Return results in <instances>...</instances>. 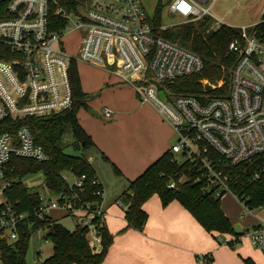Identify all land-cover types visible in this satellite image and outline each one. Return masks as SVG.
Here are the masks:
<instances>
[{"label": "built area", "instance_id": "1", "mask_svg": "<svg viewBox=\"0 0 264 264\" xmlns=\"http://www.w3.org/2000/svg\"><path fill=\"white\" fill-rule=\"evenodd\" d=\"M214 1L171 0L167 15H178L184 23L208 17L220 25L210 10ZM6 11L7 17L0 19V124L8 118L43 117L68 110L73 102L71 63L101 67L133 85L141 102L153 105L170 123L178 136L169 148L172 160L196 165L193 181L203 192L217 199L230 194L247 214L256 210L248 209L245 200L232 191L241 177L251 182L264 170V159L258 169L255 161L264 154V41L247 32L250 26L238 28V36L227 44L226 53L233 57V64L226 90L220 81L201 85L208 86L210 92L203 89L197 95L175 94L158 89L150 81L163 83L196 74L202 69V59L163 38L173 25L163 24L162 14L156 24L155 10L147 13L141 0H10ZM218 89L223 91L215 92ZM102 113L106 119L113 114L108 108ZM13 156L37 162L50 158L35 143L27 125H20L15 134L0 133L2 192L9 185ZM237 168H241L240 173ZM61 176L66 180L64 172ZM85 179L86 175L80 174L67 182L71 194L49 189L48 193L38 192L39 203L31 212L18 211L4 198L0 202V238L12 244L35 222L60 211L77 217L87 226V237L92 232V239L99 242L103 190L93 191L97 200L86 198ZM91 182L100 184L96 176ZM167 186L175 188V180ZM243 217L241 213L238 216ZM244 231L250 244L264 255V218ZM232 239L230 235H216L220 244Z\"/></svg>", "mask_w": 264, "mask_h": 264}, {"label": "trees", "instance_id": "2", "mask_svg": "<svg viewBox=\"0 0 264 264\" xmlns=\"http://www.w3.org/2000/svg\"><path fill=\"white\" fill-rule=\"evenodd\" d=\"M9 1L0 0V19L7 17L6 7ZM161 11L162 6L157 5L156 24L161 22ZM209 24L210 18L206 17L195 22L175 25L162 34L163 38L199 55L202 59L200 72L176 78L173 81L150 82L158 89L169 90L175 94L197 95L202 93L203 89L210 92L209 87L201 89L198 82L200 79H206L210 83L222 81L224 82L222 88L226 90L228 72L233 64V57L226 53V47L232 38L238 36L239 29L220 25L213 31H206ZM247 32L256 39L264 41V10L259 21L250 26ZM69 80L73 102L68 110L43 117L29 116L15 120L8 118L0 124V133L9 131L13 134L20 125H27L33 133L35 143L42 146L50 156L45 162L16 156L11 158L9 185L3 190V196L18 211L31 212L39 203L38 192L30 191L22 182V178L30 173L41 172L45 187L54 192L65 191L71 194L67 181L61 176L62 172L67 170L75 175H86L84 181L86 198L97 200L92 193L95 189L102 188L100 184L95 185L91 182L96 174L85 155L69 154L64 151L62 137L66 132L73 137L75 147L92 145L90 135L85 132L77 119L79 110L88 108L90 98L82 90L75 62L70 65ZM223 89L215 90V92H222ZM172 157L170 150H166L137 177L130 180L126 190L116 199L123 203L126 227L143 229L148 217L143 205L156 195L162 206L174 200L178 201L203 230L212 234L214 238L220 234L232 236L233 239L225 243L232 247L241 234L232 230L230 221L220 208L219 199L208 192H203L200 184L193 181L197 174L194 163H177L172 160ZM263 159L264 154L263 157L255 159L257 169L262 166ZM114 169L117 173L119 172L116 167ZM240 170L241 168H237L235 171L240 173ZM181 176H183L182 179ZM171 179L176 182L175 188L167 186ZM232 191L236 197L245 200L248 209L262 207L264 205V170H260L258 178L251 182L247 181L245 176L241 177L232 186ZM43 227L48 229L45 237L52 242L53 252L41 264H101L113 240V235L104 221L97 232L100 246L96 249L87 237V226L77 223L73 230H69L52 217H46L42 221L35 222L31 230L21 233L20 238L12 244L0 238L2 264H26L25 255L30 233ZM242 261L244 264H255L249 258H243Z\"/></svg>", "mask_w": 264, "mask_h": 264}, {"label": "crops", "instance_id": "3", "mask_svg": "<svg viewBox=\"0 0 264 264\" xmlns=\"http://www.w3.org/2000/svg\"><path fill=\"white\" fill-rule=\"evenodd\" d=\"M119 104L112 94L106 104L114 111L109 122H101L95 117H77L92 140L86 157L102 187L103 221L113 235L112 244L101 264H244L243 258L264 264L262 252L250 244L242 226L222 207L231 225L238 224L245 235L239 237L232 247L218 243L178 201L162 206L156 195L143 205L148 215L143 229L126 227L124 212L117 207L116 199L126 190L130 180L167 150L166 140L171 133V125L160 118L156 108L149 103L151 107L131 99L125 108ZM123 111L132 112L127 114ZM91 113L98 114L93 109ZM254 211L247 214L252 216L242 218L247 228L264 218V205ZM95 242L96 245L90 243L99 249L100 242Z\"/></svg>", "mask_w": 264, "mask_h": 264}, {"label": "rangeland", "instance_id": "4", "mask_svg": "<svg viewBox=\"0 0 264 264\" xmlns=\"http://www.w3.org/2000/svg\"><path fill=\"white\" fill-rule=\"evenodd\" d=\"M171 2V0H141V3L146 10L147 13H152L157 5L162 6V15H163V24L169 25H181L185 24L183 19H181L178 15L168 16L167 15V5ZM264 8V0H215L211 6V13L214 18L221 21L220 25H225L233 28L240 27H249L257 23L260 19L259 12ZM216 21L214 19H210L209 27L206 31H213L217 29L220 25H216ZM77 73L79 75L80 83L82 90L87 93L90 101L88 103L87 109H80L77 117L78 119H83L84 116L95 117L99 119L101 122H109L110 119H106L102 113L101 109L103 107H108L107 102L108 99L115 94V99L119 100V107L125 106L129 103V100L136 99L138 103H141L140 97L137 95V92L133 85L124 83L120 80L119 77L108 72L109 70H105L98 66H93L87 64L85 62L77 61L76 62ZM201 89L203 88L201 85L208 83L209 85H217L219 84V80L210 83L206 79L198 80ZM138 86V85H136ZM208 87V86H205ZM112 93V94H111ZM149 107L148 103L145 104ZM96 111L98 114L92 115L91 110ZM113 114L114 111L110 109ZM127 114L132 111H123ZM159 115V114H158ZM161 118V117H160ZM162 120V119H161ZM171 133L166 140L167 150L170 146L175 143L178 139L177 134L173 131L171 127H169ZM62 142L65 145L64 151L69 154H77V155H87L90 147H83L82 145L79 147H75L73 145L74 140L69 132H66L62 137ZM92 152V150H91ZM175 157L180 161L181 157L175 154ZM66 180L68 183L72 182L75 179V175L71 171H64ZM22 182L28 187L30 191L37 192H45L48 193V189L44 184V176L41 172L30 173L25 175L22 178ZM121 195V194H120ZM119 195V196H120ZM118 196V198H119ZM4 201L3 192L0 189V202ZM220 207L231 217L234 218L236 223H239L242 226L243 231L247 228L244 224L245 220L237 218V214L241 213L245 218H248L252 215H247V213L243 210V208L239 207L238 201L230 194L223 195L219 199ZM115 204V203H114ZM117 206V205H116ZM121 208L124 212V207L117 206ZM263 207V206H262ZM258 210V209H256ZM256 210L254 212H256ZM53 219L58 223L62 224L69 230H73L75 225L79 223V219L77 217L67 215L60 211L53 212ZM247 221V219H246ZM47 233V229L39 228L31 231L30 238L28 242V247L25 255V263L26 264H41L47 257H49L53 252V244L48 239L45 240L43 237ZM227 235V234H225ZM244 237V233L240 235V237ZM90 238V242L96 245V242L92 239L93 233L91 232L88 236Z\"/></svg>", "mask_w": 264, "mask_h": 264}, {"label": "water", "instance_id": "5", "mask_svg": "<svg viewBox=\"0 0 264 264\" xmlns=\"http://www.w3.org/2000/svg\"><path fill=\"white\" fill-rule=\"evenodd\" d=\"M159 97H160L161 99H164V94H163L162 91H159ZM95 114H96V113H95ZM231 228H232V230H233L235 233H237V234H241V232H242V230H241V228L239 227L238 224H232Z\"/></svg>", "mask_w": 264, "mask_h": 264}]
</instances>
